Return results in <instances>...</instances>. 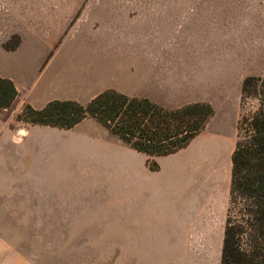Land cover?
Listing matches in <instances>:
<instances>
[{
  "label": "crops",
  "instance_id": "crops-1",
  "mask_svg": "<svg viewBox=\"0 0 264 264\" xmlns=\"http://www.w3.org/2000/svg\"><path fill=\"white\" fill-rule=\"evenodd\" d=\"M145 8L138 26L101 29V35L86 36L97 45L87 47L89 53L81 63L75 53L61 55L63 44H56V51L50 53V46L40 37L27 35L25 27L10 30V22L0 14V76L13 80L19 90L11 107L0 108L2 184H9L10 173L32 171L34 186L49 189V201L40 205L49 206L48 218L53 220L58 218L54 213L73 210L74 171L83 180L88 175L105 200L82 204L81 209L95 206L98 219L113 230L116 251L158 250L152 241L159 235L209 236L218 205L198 212L196 218L182 216L178 203L170 211L167 183L155 178L146 154L140 173L129 167V199L108 200L109 193H117L120 176L115 153L123 141L94 118L71 129L21 122L18 115L25 106L42 109L53 100L88 103L115 89L168 109L196 102L216 107L230 102L228 93L239 90L247 76H264V0L147 4ZM15 34L21 42L9 50L5 43ZM75 150L82 155L78 165ZM166 157L153 158L160 165L157 174L163 171ZM94 167L97 178L91 176L96 174ZM225 228L223 217L217 238L221 250ZM197 243L204 245V239Z\"/></svg>",
  "mask_w": 264,
  "mask_h": 264
},
{
  "label": "rangeland",
  "instance_id": "rangeland-1",
  "mask_svg": "<svg viewBox=\"0 0 264 264\" xmlns=\"http://www.w3.org/2000/svg\"><path fill=\"white\" fill-rule=\"evenodd\" d=\"M240 1L217 0L233 4ZM178 2L209 3L211 0H0V14L10 22V30L25 27L27 35L40 37L50 46V53L56 51V44H63L61 55L75 53L77 63H81L82 57L89 53L87 47L97 45L86 36L101 35V29L140 25L137 20L145 14L147 4ZM31 24L32 29H29ZM16 36L20 37L15 34L11 39ZM241 90L242 87L228 93L229 98L232 97L230 102L212 105L215 114L205 129L189 146L167 156L160 174H157L160 167L157 170L151 168L156 179L167 183L165 195L170 211L174 203H178L182 216L189 218L193 214L196 218L198 212L209 211L218 205L213 212L209 236L182 234L175 239L159 235L152 241L158 250L116 251L118 246L113 230L107 221L98 219L95 206L91 205L89 211L81 209L82 204L105 200L88 175L83 180L79 172L74 171L71 179L73 210L54 213L58 218L51 220L48 218L49 206L40 205V202L49 201V189L34 186L32 171L13 172L9 184L5 181L2 184L0 174V264H221L222 250L217 246V238L221 237L223 217L227 220L230 206L231 157L238 140L237 125L243 114L251 113L257 107L254 99L243 104ZM121 145L122 149L115 153L120 179L116 181L117 193H109L108 200L111 201L120 196L128 200L129 167L138 168L137 173H140L141 167L146 166L145 154L123 142ZM81 156L75 150L77 165ZM217 157L219 163L214 162ZM207 160L209 166L201 171L200 167ZM94 170L96 174L91 176L97 178L95 167ZM201 239H204V245L199 246L197 240Z\"/></svg>",
  "mask_w": 264,
  "mask_h": 264
},
{
  "label": "trees",
  "instance_id": "trees-1",
  "mask_svg": "<svg viewBox=\"0 0 264 264\" xmlns=\"http://www.w3.org/2000/svg\"><path fill=\"white\" fill-rule=\"evenodd\" d=\"M14 38L5 43L7 49L19 46L21 38ZM18 95L14 81L0 76V108L11 107ZM241 99L243 104L254 99L257 107L243 114L237 125L221 264H264V76H247ZM214 114L215 109L208 102L167 109L148 98L108 89L87 104L53 100L42 109L27 104L18 119L71 129L86 118H94L125 144L148 155L149 166L157 170L160 166L152 158L189 146Z\"/></svg>",
  "mask_w": 264,
  "mask_h": 264
},
{
  "label": "bare ground",
  "instance_id": "bare-ground-1",
  "mask_svg": "<svg viewBox=\"0 0 264 264\" xmlns=\"http://www.w3.org/2000/svg\"><path fill=\"white\" fill-rule=\"evenodd\" d=\"M215 159V161L214 162H217V163H219L220 162V160H219V158L217 157V158H214ZM213 159V160H214ZM210 161H212V160H210ZM211 165L213 166L214 165V163H211ZM207 166H209V160H207L206 162H205V164L204 165H202L201 167H200V170L201 171H204V169L207 167ZM206 178H207V176H206Z\"/></svg>",
  "mask_w": 264,
  "mask_h": 264
}]
</instances>
